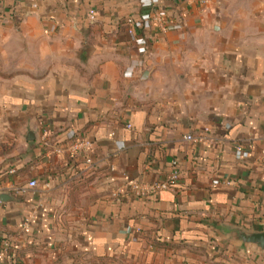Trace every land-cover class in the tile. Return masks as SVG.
<instances>
[{"label":"crops","instance_id":"obj_1","mask_svg":"<svg viewBox=\"0 0 264 264\" xmlns=\"http://www.w3.org/2000/svg\"><path fill=\"white\" fill-rule=\"evenodd\" d=\"M37 1L0 0V264H264V0Z\"/></svg>","mask_w":264,"mask_h":264},{"label":"built area","instance_id":"obj_2","mask_svg":"<svg viewBox=\"0 0 264 264\" xmlns=\"http://www.w3.org/2000/svg\"><path fill=\"white\" fill-rule=\"evenodd\" d=\"M154 1V0H152ZM203 3H207L209 2V0H202ZM31 3H32V6L33 8L34 7H37V3L38 1L37 0H31ZM154 8H155V5H154ZM96 18V13L94 10H90L89 12V19L91 21H94ZM152 20L155 22L157 28L160 30V31H167L168 30V27H169V21L165 19L164 15H162V13L158 10H156V8L154 9V13H153V18ZM126 24L128 25V33L130 35L134 34L135 32V20L133 19V17L129 16L126 18ZM185 139L190 141V142H193V141H198L197 138H195L193 135L191 134H188L185 136ZM88 143L85 142V141H82V140H77L75 142H73L70 146L67 147V150L72 153V154H76L79 150H81L84 146H86ZM243 148H241L240 146L237 147V151L239 152H242ZM88 163H91V160L88 159L87 160ZM178 177H179V172L178 170L176 169V167L174 166V170L173 172L171 173L169 179L164 182V183H161V184H152V185H147V184H135L133 185V189L137 192V193H142V192H145L147 190H150V189H158V188H161V189H168L169 187H172L174 185H176L177 183V180H178ZM36 181H31L30 185L31 186H36ZM119 193H116L115 196H117Z\"/></svg>","mask_w":264,"mask_h":264},{"label":"water","instance_id":"obj_3","mask_svg":"<svg viewBox=\"0 0 264 264\" xmlns=\"http://www.w3.org/2000/svg\"><path fill=\"white\" fill-rule=\"evenodd\" d=\"M35 139L33 133H29V140ZM9 193L2 192L0 193V199L7 200L10 198ZM242 241L245 244H254L259 247L261 250H264V231L254 232V233H241Z\"/></svg>","mask_w":264,"mask_h":264},{"label":"trees","instance_id":"obj_4","mask_svg":"<svg viewBox=\"0 0 264 264\" xmlns=\"http://www.w3.org/2000/svg\"><path fill=\"white\" fill-rule=\"evenodd\" d=\"M231 264H239L236 259L231 262Z\"/></svg>","mask_w":264,"mask_h":264}]
</instances>
